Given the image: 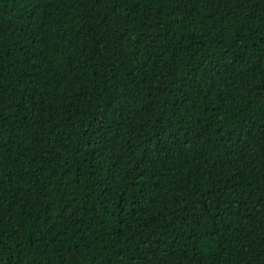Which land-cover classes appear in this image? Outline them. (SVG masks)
Here are the masks:
<instances>
[{"label": "trees", "instance_id": "1", "mask_svg": "<svg viewBox=\"0 0 264 264\" xmlns=\"http://www.w3.org/2000/svg\"><path fill=\"white\" fill-rule=\"evenodd\" d=\"M0 264H264V0H0Z\"/></svg>", "mask_w": 264, "mask_h": 264}]
</instances>
